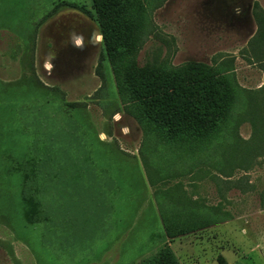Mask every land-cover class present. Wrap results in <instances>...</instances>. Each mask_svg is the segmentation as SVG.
<instances>
[{
  "label": "rangeland",
  "instance_id": "obj_1",
  "mask_svg": "<svg viewBox=\"0 0 264 264\" xmlns=\"http://www.w3.org/2000/svg\"><path fill=\"white\" fill-rule=\"evenodd\" d=\"M141 1L138 64H205L230 79L228 111L169 137L111 62L93 0H0V264L102 262L119 212L153 247L154 202L177 251L148 259L264 264V0Z\"/></svg>",
  "mask_w": 264,
  "mask_h": 264
},
{
  "label": "trees",
  "instance_id": "obj_2",
  "mask_svg": "<svg viewBox=\"0 0 264 264\" xmlns=\"http://www.w3.org/2000/svg\"><path fill=\"white\" fill-rule=\"evenodd\" d=\"M93 3L111 62L129 67L126 79L133 94L147 102L153 119L167 130L169 137L202 136L208 127L216 126L224 118L230 106L229 77L217 76L205 64L195 70L191 64L178 68L155 59L152 64L140 66L138 51L148 19L142 1L93 0ZM145 264L179 262L168 248L145 260Z\"/></svg>",
  "mask_w": 264,
  "mask_h": 264
},
{
  "label": "crops",
  "instance_id": "obj_3",
  "mask_svg": "<svg viewBox=\"0 0 264 264\" xmlns=\"http://www.w3.org/2000/svg\"><path fill=\"white\" fill-rule=\"evenodd\" d=\"M155 205V212H154V221H157L159 224V236H160V241L158 244H155L153 247H148V245H144V243H149L152 234L149 237H145V241H143V245H140L141 242L137 241V239L132 238V226L134 223H132V217H130L126 221V216H124L121 212H119V222L123 223V226L120 227L115 225V228L113 227L114 225L112 224V228L110 226V229L112 230H107L108 235L109 234H116L117 239L114 240L110 246V248L105 252L104 255V260L102 262H99L97 264H132V263H137V262H144V260L148 259L150 255H152L154 252H156V248H158L162 244H170V246L173 248V250L176 253V245L175 242L170 240L169 235H167V232L165 230L164 226V219H163V211L159 207V204L157 202H154ZM149 205V204H147ZM148 208H144V212H147ZM137 216V215H136ZM148 216V215H147ZM137 219V217H136ZM149 238V239H148ZM149 240V242H148ZM139 242V246H137L135 243ZM145 249V251L141 253H137L135 255L131 254V250L133 249L134 251L136 249ZM221 253V252H220ZM222 255V253L220 254ZM133 257V258H132ZM223 257V255H222ZM224 258V257H223ZM225 260V258H224Z\"/></svg>",
  "mask_w": 264,
  "mask_h": 264
}]
</instances>
